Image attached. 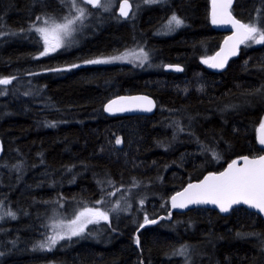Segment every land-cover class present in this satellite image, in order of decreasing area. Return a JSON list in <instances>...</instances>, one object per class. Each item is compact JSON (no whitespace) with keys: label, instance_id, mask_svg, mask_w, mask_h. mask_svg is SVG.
Masks as SVG:
<instances>
[{"label":"trees","instance_id":"16d2710c","mask_svg":"<svg viewBox=\"0 0 264 264\" xmlns=\"http://www.w3.org/2000/svg\"><path fill=\"white\" fill-rule=\"evenodd\" d=\"M113 1L92 10L77 0L87 22L74 25L76 47L43 56L32 26L74 17L70 0H0V78H13L0 85V264H264L257 214H176L169 203L237 158L263 154L264 44L248 41L216 74L205 61L225 35L213 27L211 0H130L137 12L126 21ZM232 13L264 27V0H235ZM172 15L184 23L168 35ZM134 50L153 68L84 66ZM124 95L153 98L155 114L107 117V102ZM101 200L108 222L50 245L58 219ZM145 217L158 222L141 230Z\"/></svg>","mask_w":264,"mask_h":264},{"label":"snow or ice","instance_id":"6c2138e0","mask_svg":"<svg viewBox=\"0 0 264 264\" xmlns=\"http://www.w3.org/2000/svg\"><path fill=\"white\" fill-rule=\"evenodd\" d=\"M70 2L77 12V15L74 17H64V23H56L55 21L50 22L51 18L43 19V27H37L36 25L32 26V28L43 39L44 49L41 52V55H48L62 47L63 37L69 36L75 30L73 26L77 21L83 23V20L86 17V9L80 7L77 0H70ZM146 2L157 3L160 2V0H146ZM81 3L97 8L102 6L101 0H81ZM232 3L233 0H212V23L230 24L236 29V35L234 37H229V40H232L233 44L227 53L228 55H236L238 46L247 41L256 44H264V27L259 26L256 22L244 23L235 19L229 11ZM130 9L131 5L128 0H123V5L120 7V15L127 17ZM41 19V17H37V20ZM183 23L184 22L181 18L172 15L165 27L171 31L173 26L180 27ZM225 43L227 44L228 42L226 41ZM128 55L129 53L126 52L109 59H93L86 61V63H111L116 60H126ZM136 58L140 60L142 65L143 62L147 60V53L141 50ZM225 60H221L219 63L210 64L209 66L222 68ZM205 63H207V61H205ZM78 66L79 65H73V67ZM176 71H182V69L177 67ZM12 79L13 78H0V85L11 84ZM132 99L144 100L146 103L134 107H121L114 109L113 104L116 102L113 101L107 106L106 110L109 112L131 111L138 108L141 111L150 112L155 106L151 100H148L145 97H136ZM260 127L262 131L260 143L261 145H264V123H262ZM115 143L121 144L122 140L117 138ZM242 159L244 160L243 167H237L238 162L234 161L229 165L227 171L220 173L218 176H208L201 184H189L183 192L172 197V207L183 209L187 208L189 205L214 204L217 205L222 212H227L231 205L244 203L249 205V207L258 209L260 212L264 213V156L251 160L248 157H243ZM111 195H115V193H111ZM97 203H103V201L101 200ZM141 203H143V201H141ZM117 207H119L118 204ZM7 214L15 218L14 213L9 212ZM101 220L106 222L109 221L106 212L95 208H85L67 225V233L49 237V243L50 245H55L58 240L65 238L70 239L72 236H79L85 231L89 224L99 223ZM156 222L157 221L155 220H149L147 217L144 219V224ZM141 227H143V225H141ZM135 243L139 246V238L136 239ZM43 246L44 245H41V247ZM178 254L184 255L185 249H180Z\"/></svg>","mask_w":264,"mask_h":264},{"label":"water","instance_id":"95a60500","mask_svg":"<svg viewBox=\"0 0 264 264\" xmlns=\"http://www.w3.org/2000/svg\"><path fill=\"white\" fill-rule=\"evenodd\" d=\"M128 2L131 5V9H130L129 14H128L127 17H124V16L120 15V7L123 5V0H120L118 2V5H117V10H116L117 15H118L119 18H121L124 21L129 20L132 17L133 12H134V7H133L131 1L128 0ZM85 5L88 6V7H90L92 10L97 9V7H93V6L87 5V4H85ZM234 5H235V0H233L232 6L229 9V11L231 12L232 16L235 19H237L233 15V13H232V10L234 8ZM212 8H213V5H212V0H211V2H210V17H211V21H212ZM213 27H214V29L216 31L224 34L225 35V38L222 41L219 49L216 51V53L212 56V58L207 63V69L210 72H213V73H216V74H220V73H223L227 69L229 63L232 60L236 59L239 56L240 51H241V48L248 41L245 42V43H242V44H240L238 46L237 54L236 55H228L227 53H228L229 49L232 47V44H233V41L232 40H229V37H234L236 35V29L233 28L230 24H213ZM226 41L228 42L227 44L225 43ZM225 57H226V60H225ZM221 60H225L224 66L222 68L221 67H210L209 66L210 64L219 63ZM177 67L181 68L182 71H176V68ZM164 71L167 72V73L181 74V73L184 72V69H183V67L177 66V65H166L164 67ZM136 97H145L148 100H151L153 102V104L155 105L153 107L152 111H150V112H148V111H141L138 108H136L135 110H131V111H114V112H109V111L106 110L107 106L109 104H111L113 101L116 102L115 104H113V108L114 109H118V108H121V107H134L136 105H142V104L146 103V101H144V100L132 99V98H136ZM155 112H156V102H155V100L153 98H151V97H149L147 95H124V96H120V97L114 98V99L110 100L109 102H107V104L104 107V113H105V115L107 117H110V118L134 117V116H152V115L155 114ZM261 135H262V131H261V127H260L259 128V131H258V137H257V139H258V143H259L261 149L263 150V154L261 156H264V145H261V143H260ZM3 155H4V145H3L2 140L0 139V160L2 159ZM259 157H256V158H259ZM242 158L243 157H240V158H237L236 160H234V161H237L238 162L237 167H243L244 166V160ZM248 158L250 160L251 159H256V158H250V157H248ZM233 162L229 163L222 171L216 172V173H212V174H208L204 178H202L201 180L192 182L190 184H201L204 181V179L206 177H208V176H211V175H217L218 176L220 173L227 171L229 165L232 164ZM188 185L185 188H183L181 191L175 193L173 196H176L178 193L183 192L188 187ZM172 197L170 198V202H169L170 203V212L171 213L185 214V213H187V212H189L191 210H194V209H207V210H212L214 212H217L222 217H228L234 209L244 208V209H246L249 212H252V213L257 214L259 217H261L264 220V213L260 212L258 209L249 207V205L244 204V203H239V204H233V205H231L229 211H227V212H222L220 210V208L217 205H214V204L189 205L187 208L180 209V208H173L172 207ZM155 221H157V220H155ZM156 223L144 224L143 227H141L140 229L143 230V229H145V228H147V227H149L151 225H154Z\"/></svg>","mask_w":264,"mask_h":264},{"label":"rangeland","instance_id":"374dc122","mask_svg":"<svg viewBox=\"0 0 264 264\" xmlns=\"http://www.w3.org/2000/svg\"><path fill=\"white\" fill-rule=\"evenodd\" d=\"M113 0H111V2L109 3V5L107 6V8H109L110 6H112V4H113ZM101 5H102V0H101ZM79 6L80 7H83V8H85L86 9V15H87V8L86 7H84V6H82V5H80L79 4ZM137 11H136V9L134 8V12H133V14L134 13H136ZM139 12H140V9H139ZM75 15H77V12H76V10L74 9V16ZM43 21V20H42ZM40 22L39 24H37V27H43L44 25H43V22ZM51 21H53V20H50V22ZM84 21V24L87 22V20H86V17H85V19L83 20ZM56 23H64L65 21H63V22H58V21H55ZM73 28L75 29V27L73 26ZM177 28H179V27H175V26H173V29L171 30V31H169L166 27L164 28V33L165 34H168V35H171ZM77 30V29H76ZM75 31V30H74ZM74 31L69 35V36H65V37H63V46L62 47H60L59 49H57L56 51H54V52H51V53H49V54H54V53H57V52H60V51H64V50H66V51H69V50H71V49H73V48H75L76 47V45H77V38L75 37V35H74ZM38 36H39V34H38ZM40 37V36H39ZM40 39L43 41V39H42V37H40ZM257 45H262V44H256V43H254V42H251V46H257ZM129 53V55H128V57H127V59L126 60H116V61H113V62H111V63H102V64H89V63H86V64H84V66H97V65H117V64H131V65H135V66H143V65H145V64H147L146 66L148 67V69L150 68V69H152L153 68V66L151 65V67H150V61H149V57H148V55H147V60L146 61H144L143 62V64L141 65V63H140V60H138L136 57L140 54V52H141V50H134V51H125L124 53ZM144 52V51H143ZM48 54V55H49ZM123 54V53H122ZM119 55H121V54H119ZM119 55H116V56H119ZM43 56H46V55H43ZM111 57H113V56H110V57H105V58H102V59H109V58H111ZM209 62V60L207 61V63ZM206 63V64H207ZM72 68H74V67H67V68H63V69H60V70H58L59 72H61V71H69V70H71ZM124 198H126V199H128L129 201H130V198H129V196L128 195H126ZM119 201V200H118ZM117 204L118 205H120L119 204V202H117ZM117 204H114V206L113 207H117ZM90 208H95V209H99L100 211H103V212H106L107 214H108V217H109V220H110V210H111V208H109V207H107L105 204H104V201H103V203H96V205L94 206V207H90ZM81 211H83V210H81ZM80 211V212H81ZM79 212V213H80ZM79 213L76 215V216H78L79 215ZM75 216V217H76ZM2 217V214H0V218ZM75 217L73 218V219H75ZM72 219V220H73ZM72 220H68V221H64V220H57V222L55 223V226H56V231H53V232H51V234H50V236L49 237H52V236H55V235H57V234H64V233H67V225L72 221ZM106 221H103V220H101L99 223H94V224H89L87 227H86V229H85V231L82 233V234H84L89 228H93V227H95V226H99V225H101L102 223H105ZM108 222V221H107ZM56 232V233H55ZM101 233V235H103L105 232L104 231H101L100 232ZM48 242H49V239H48ZM16 246V245H15Z\"/></svg>","mask_w":264,"mask_h":264}]
</instances>
